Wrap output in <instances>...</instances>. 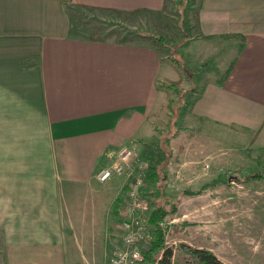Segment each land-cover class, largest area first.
<instances>
[{
  "label": "crops",
  "instance_id": "1",
  "mask_svg": "<svg viewBox=\"0 0 264 264\" xmlns=\"http://www.w3.org/2000/svg\"><path fill=\"white\" fill-rule=\"evenodd\" d=\"M165 3L0 0L4 247L35 248L48 257L57 245L59 264H67L72 244L91 248L100 243L107 254L105 233L117 219L111 202L119 182L113 183L115 177L99 181L95 173L113 156L105 151L140 135L135 129L144 121L148 126L165 70L149 42L90 39L76 33L70 20L74 6L88 5L143 8L132 18L143 22L146 16L161 15ZM196 14V39L230 47L235 59L224 81L208 78L193 101L190 111L200 122L195 135L204 132L209 138L215 130L236 129L243 141L264 149V0H201ZM224 33L243 36L239 51L241 40ZM135 115L140 118L136 126L126 129L124 122ZM2 262L38 263L30 255L5 256Z\"/></svg>",
  "mask_w": 264,
  "mask_h": 264
},
{
  "label": "rangeland",
  "instance_id": "2",
  "mask_svg": "<svg viewBox=\"0 0 264 264\" xmlns=\"http://www.w3.org/2000/svg\"><path fill=\"white\" fill-rule=\"evenodd\" d=\"M197 2L166 0L161 15L146 16L143 22L132 19L138 12L124 17L103 9L74 6L70 25L83 36H89L94 30L100 35L110 32V38L153 39L159 48L160 69L163 67L165 74L157 82L155 103L147 115L148 126L145 127L143 120L145 125L135 129V133H142L128 140L136 142L138 154L146 166L144 156L148 145L156 141L163 144L154 156L160 158L158 176L164 172V179L160 180L159 190L154 193L145 176L147 207L141 215L149 234L146 217L154 200L164 199L165 194L170 198L172 209L164 215L162 223L165 244L173 251L172 264H195L182 244L206 247L227 264H264V177L252 176L264 167V149L253 148L243 141L236 129L215 130L209 138L204 132L197 135L194 132L200 122L191 114V101L208 78L220 75L233 54L228 46L204 45L196 39L193 13ZM139 119L135 115L123 126L134 129ZM119 128L117 125L114 133ZM168 132L179 135L168 139ZM105 152L108 156L113 155L111 149ZM221 173H225L222 182L201 188L204 181L219 177ZM114 177L117 179L113 183L119 182L120 201L117 219L105 233L107 254L104 255L100 243L91 248L72 244L67 251V264H107L114 248L121 244L124 186L120 177ZM184 187L197 192L184 193ZM97 236L100 239L98 233ZM144 245L142 239L140 251ZM4 246L0 231V264H4L5 256L18 258L25 255L36 258L37 264L45 261V264H59L61 250L57 245L49 249L48 257L43 250Z\"/></svg>",
  "mask_w": 264,
  "mask_h": 264
},
{
  "label": "trees",
  "instance_id": "3",
  "mask_svg": "<svg viewBox=\"0 0 264 264\" xmlns=\"http://www.w3.org/2000/svg\"><path fill=\"white\" fill-rule=\"evenodd\" d=\"M201 0H198L196 9L193 13L194 20L197 22V9L200 6ZM76 6H84V7H89V8H98V7H93V6H88V5H76ZM98 9H103L108 12L116 13L117 15L124 16V17H129L137 12L140 11H145L143 8H137V9H132V10H119L115 8H109V7H104V8H98ZM73 16V15H72ZM90 39L94 40H107L110 39L111 33H105L103 35H100L97 33L96 30L92 31L91 33L88 34ZM221 36H235L239 38L241 41L239 42V45L237 46L236 51H239L243 45V36L241 34H236V33H224ZM115 41L118 42H125L129 39H126L125 37L122 38H112ZM147 42H149L155 49L159 52L158 46L155 44L156 42L153 39H146ZM235 59V55L232 57V59L229 61V63L226 65V67L223 69V71L220 73L218 77L215 78L216 82L221 84L224 79L226 78L233 61ZM200 93V91H199ZM199 93L195 96V98L199 95ZM193 99V101L195 100ZM191 101V105L193 103ZM191 109V108H190ZM166 134V133H165ZM171 135V136H169ZM174 136L172 135L171 132H168V139L170 137ZM157 143H152L148 145V151L146 152V156H144L147 160V185L153 188L154 193L156 190H159V182L163 178L164 179V172H162L161 176H158L159 171H158V164H159V157L154 156L155 152L157 151L156 149H162L163 144H161V141H156ZM164 145H167V142H165ZM164 150V149H163ZM151 158V159H150ZM225 173L219 174V177H213L208 181H204L201 184L202 187H209L215 185L217 182H222L224 180V175ZM223 176V177H222ZM253 177H258V178H263L264 177V167L262 168L261 171H256L252 174ZM184 193L187 194H192L196 193L197 190L190 189L188 187L183 188ZM143 193H145V187H143ZM160 195V194H159ZM162 195V194H161ZM166 195V194H165ZM164 195V199H160L159 197L156 198L153 202L152 208L149 210L147 217H146V222L150 227V233L143 238V243L145 244L140 251L141 258L138 260L136 264H172V255L173 251L172 248L167 246L165 244L164 240V230L165 226H163L162 220L164 218V215L172 209V203L168 201L170 198L168 196ZM168 195V194H167ZM119 195L116 194L114 199L111 202V213H116L117 208L119 206ZM186 248V250L190 253V255L194 258L195 264H227L224 261H222L220 258L216 256V254L206 248V247H190L185 244H182Z\"/></svg>",
  "mask_w": 264,
  "mask_h": 264
},
{
  "label": "built area",
  "instance_id": "4",
  "mask_svg": "<svg viewBox=\"0 0 264 264\" xmlns=\"http://www.w3.org/2000/svg\"><path fill=\"white\" fill-rule=\"evenodd\" d=\"M146 163L137 151L134 141L124 142L113 150V156L96 172L99 181L118 176L124 186L125 200L121 215V244L117 245L107 264H136L141 258L139 245L148 234L141 212L147 207L143 193Z\"/></svg>",
  "mask_w": 264,
  "mask_h": 264
}]
</instances>
